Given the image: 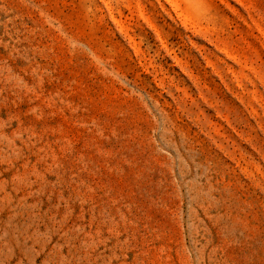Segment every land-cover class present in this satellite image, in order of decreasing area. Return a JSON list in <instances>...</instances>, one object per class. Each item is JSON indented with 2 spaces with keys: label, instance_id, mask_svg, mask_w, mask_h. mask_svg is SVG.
Segmentation results:
<instances>
[{
  "label": "rangeland",
  "instance_id": "obj_1",
  "mask_svg": "<svg viewBox=\"0 0 264 264\" xmlns=\"http://www.w3.org/2000/svg\"><path fill=\"white\" fill-rule=\"evenodd\" d=\"M0 264H264V0H0Z\"/></svg>",
  "mask_w": 264,
  "mask_h": 264
}]
</instances>
